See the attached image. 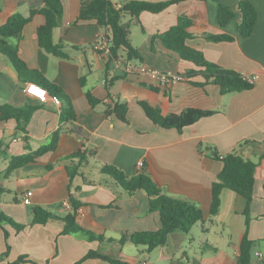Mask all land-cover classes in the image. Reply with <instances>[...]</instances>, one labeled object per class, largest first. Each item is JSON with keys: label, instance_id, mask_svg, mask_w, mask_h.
Segmentation results:
<instances>
[{"label": "crops", "instance_id": "obj_1", "mask_svg": "<svg viewBox=\"0 0 264 264\" xmlns=\"http://www.w3.org/2000/svg\"><path fill=\"white\" fill-rule=\"evenodd\" d=\"M83 1L89 0H61L63 15L53 32V42L67 58L55 57L39 46L37 29L44 24L39 14L23 27L19 38L7 40L17 48V56L28 71L62 90L74 110L75 121L61 122L62 101L60 105L41 104L26 94L24 87L30 82L21 80L0 54V106L36 107L25 133L17 131L14 120L0 121V212L15 224L25 225L16 230L0 222V264H109L98 258L86 259L90 252L121 264H236L245 232L254 242L251 264H264V148L238 146L246 140L264 141V0H247L256 11L255 26L247 38L237 30L241 21L239 0H187L157 14L142 12L137 19L131 15L122 18L128 25L131 45L142 57L141 62L131 65L174 75L198 69L152 38L176 25L180 15L191 18L192 38L185 41L187 48L200 52L209 63L256 78L250 90L226 95L212 84L193 85L203 82L200 76L163 87L145 76L127 74L123 71L124 52L119 53L118 61L108 64V58L93 48L97 37H106L107 31L95 21L75 24ZM43 2L0 0V26L15 14L28 17L30 10L41 8ZM218 5L233 13L223 28L218 23ZM207 35H229L233 40L212 42L205 39ZM87 93L100 103L92 107ZM139 101L158 108L163 116L186 109L214 114L178 132L154 125ZM116 103L127 105L125 122L107 113ZM55 133L59 134L55 151L7 174L12 157L25 154L27 147L36 150L49 144ZM208 148L220 156L236 152L256 163L248 227L245 199L228 189L221 193L218 215L209 217L211 186L222 163L209 157ZM87 150L93 156L82 172L93 184L83 183L81 177L69 181L66 162L60 160ZM140 161L164 194L191 202L203 213V222L189 234L175 231L164 246L151 251L129 241L120 243L134 233L160 229L158 214L149 212L146 193L137 190L129 195L100 173L101 166L109 165L132 177L140 171ZM50 164L53 167L47 170ZM29 191L33 193L31 203L22 204L21 197ZM71 197L82 204L76 213L77 224L103 237L102 241L89 240L82 233L62 234L63 222L59 219L72 213ZM35 207L58 219L32 224Z\"/></svg>", "mask_w": 264, "mask_h": 264}, {"label": "trees", "instance_id": "obj_2", "mask_svg": "<svg viewBox=\"0 0 264 264\" xmlns=\"http://www.w3.org/2000/svg\"><path fill=\"white\" fill-rule=\"evenodd\" d=\"M184 1L187 0H168L159 3L126 0L83 1L75 24L82 21H95L99 28L107 31L106 39L108 41L109 51L108 64L118 61L120 59L119 53L124 52L123 65H129L133 61L141 62L142 57L137 49L131 45L128 38V25L122 23V18L125 15H131L137 19L142 12L157 14L169 6ZM117 3L121 5L120 8L115 7ZM238 9L241 14V21L237 26V30L242 38H247L253 32L256 22V11L253 5L247 0H239ZM36 14L44 18V24L37 29V41L39 46L55 57L67 58V55L62 51L61 47L53 42V32L60 26L63 15L61 0H44L42 7L30 10L28 17H23L19 14L12 15L5 24L0 26V54L13 65L21 80L28 79L30 83L45 88L49 95L56 96L60 102L62 101L61 122L75 121L74 110L69 100L64 96L62 90L57 86L48 84L41 75L28 71L17 56V48L11 46L7 41L11 38H19L23 27ZM232 17L233 13L227 7L222 5L217 6V18L221 28L225 27ZM192 26L193 22L191 18L180 15L176 25L169 28L163 34L152 38V40L159 39L165 49L176 53L180 60L190 62L198 69L186 71L182 75L179 74V76L184 80H190L195 76H200L203 82L199 84L192 82L193 85L198 87H203L207 84L215 85L219 88L221 95L250 90L253 84L248 82L247 77L235 71L226 70L215 64L209 63L203 58L200 52L191 50L185 46V41L192 38L189 32ZM205 39L212 42H230L233 40V37L229 35H207ZM80 82L82 83V79ZM108 85H110V82H107V87ZM86 97L92 107L100 103V101L94 98L90 93H87ZM138 105L143 110L145 116L154 125L163 129H175L178 132H181L184 127L190 126L198 120L214 114L212 111L186 109L177 115L163 116L158 108L149 105L145 101H139ZM35 110V106L14 108L3 105L0 106V121L14 120L16 122L17 131L25 133L26 126ZM107 113H111L119 120L125 122L127 105L124 103H116ZM58 138L59 134L55 133L49 144L36 150H31L27 147V152L25 154L12 157L7 168V174L55 151ZM238 146L239 148L244 146L264 148V141L256 142L246 140L241 142ZM207 151L209 152L210 158L222 163V169L218 173L216 181L213 182L211 186L209 217L213 218L218 215L221 193L224 189H228L245 199L246 210L244 216L246 217V227H248V213L252 201L256 163L243 158V156L236 152L220 156L214 149L208 148ZM92 156L93 152L87 150L82 153L76 152L60 160V162H66L64 168L69 181H72L75 177H81L83 183L87 185L93 184V182L85 178L82 172L87 164L88 158ZM52 167L53 165L50 164L46 166V169L50 170ZM100 173L117 184L129 195H132L137 190L144 191L148 197L149 212L157 213L159 216L161 224L159 230L155 232H137L128 237H123L120 243L129 241L134 245L146 246L147 251H151L155 248L164 246L171 233L180 231L187 235L195 225L203 222L202 210L197 205L164 194L152 180L150 171L144 167L132 177H127L121 170L109 165L101 166ZM69 200L72 213L66 215L63 219H59L63 222L62 234L82 233L89 240L102 241L103 237L95 236L93 233L81 228L77 224L76 213L82 204L72 197ZM33 214L32 224L42 225L50 219H58L40 207H35L33 209ZM0 222L9 223L16 230H22L25 227V225L15 224L1 212ZM253 244L254 242L247 238V233L245 232L238 248L236 264H251V249ZM85 258H98L107 261L109 264H121L120 262L93 252L88 253Z\"/></svg>", "mask_w": 264, "mask_h": 264}, {"label": "built area", "instance_id": "obj_3", "mask_svg": "<svg viewBox=\"0 0 264 264\" xmlns=\"http://www.w3.org/2000/svg\"><path fill=\"white\" fill-rule=\"evenodd\" d=\"M116 8H120L121 5L119 3L115 4ZM93 48L96 51H99L103 54L105 58H108V41L105 36L100 35L97 37ZM123 71L127 74L145 76L152 82L156 83L159 86L167 87L175 82L183 81L184 79L179 75H174L171 73L160 72L157 69L145 66V65H138L133 66L123 65ZM255 77H248L247 80L250 84H253L255 81ZM24 92L29 96L35 98L39 103L46 104L47 102H51L54 105H60V101L56 96H51L47 92V90L39 85L36 84H26L24 87ZM144 164L142 161L137 163V168L142 169ZM33 193L31 191L26 192L21 197V203L25 205H29L31 203V197ZM67 205V204H66ZM139 264H147L146 261H141Z\"/></svg>", "mask_w": 264, "mask_h": 264}]
</instances>
